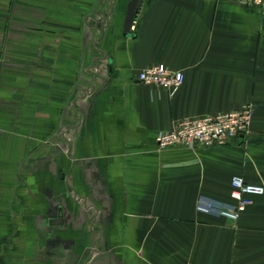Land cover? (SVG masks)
<instances>
[{
  "label": "crops",
  "instance_id": "1",
  "mask_svg": "<svg viewBox=\"0 0 264 264\" xmlns=\"http://www.w3.org/2000/svg\"><path fill=\"white\" fill-rule=\"evenodd\" d=\"M0 0V264H264V10L233 0ZM182 72L171 94L138 81ZM254 105L224 146L159 150L186 118Z\"/></svg>",
  "mask_w": 264,
  "mask_h": 264
},
{
  "label": "built area",
  "instance_id": "2",
  "mask_svg": "<svg viewBox=\"0 0 264 264\" xmlns=\"http://www.w3.org/2000/svg\"><path fill=\"white\" fill-rule=\"evenodd\" d=\"M243 7H259L264 10V0H233ZM135 30V22L131 31ZM185 76L163 64L150 66L138 75L142 84L163 88L172 95L183 84ZM254 105L247 103L241 109L215 116L186 118L179 121L171 131L161 132L156 138L159 150L184 148L195 150L199 147L224 146L231 140L245 137L250 133ZM264 195V186L247 183L242 177L232 179L231 198L233 203H224L207 197L198 200L197 209L205 214L223 216L234 222L253 205L255 196Z\"/></svg>",
  "mask_w": 264,
  "mask_h": 264
},
{
  "label": "water",
  "instance_id": "3",
  "mask_svg": "<svg viewBox=\"0 0 264 264\" xmlns=\"http://www.w3.org/2000/svg\"><path fill=\"white\" fill-rule=\"evenodd\" d=\"M143 0H132L127 7V14L124 22V36L131 34V27L133 26L137 15L141 9Z\"/></svg>",
  "mask_w": 264,
  "mask_h": 264
}]
</instances>
